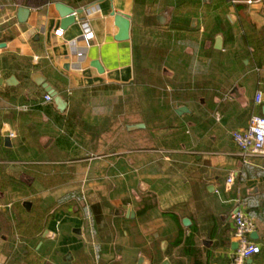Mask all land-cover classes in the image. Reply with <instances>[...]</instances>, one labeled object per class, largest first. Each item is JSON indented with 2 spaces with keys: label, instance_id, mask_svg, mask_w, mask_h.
Wrapping results in <instances>:
<instances>
[{
  "label": "crops",
  "instance_id": "0c3cea01",
  "mask_svg": "<svg viewBox=\"0 0 264 264\" xmlns=\"http://www.w3.org/2000/svg\"><path fill=\"white\" fill-rule=\"evenodd\" d=\"M245 1L0 0V79L16 78L0 83V264H231L238 210L257 225L251 239L261 252L251 264H264V158L245 163L232 140L253 116H264V103L255 102L264 92V4ZM59 2L82 9L66 28ZM20 7L29 13L19 16ZM115 12L132 16L129 39L116 38ZM82 17L95 33L89 46ZM149 48L162 82L171 84L156 96L136 83L152 61ZM38 76L67 102L64 112L44 101ZM134 87L141 88L137 102ZM132 124L146 127L127 131ZM43 165L40 191L59 187L60 198L90 178L109 180L89 184L102 201L91 205L86 231H63V247L78 240L65 254L53 246L57 195L41 199L50 216L41 235L31 203L22 205L27 215L6 204L5 191L35 190L34 175L23 170ZM55 176L63 180L50 182ZM73 209L80 221V208Z\"/></svg>",
  "mask_w": 264,
  "mask_h": 264
},
{
  "label": "rangeland",
  "instance_id": "374dc122",
  "mask_svg": "<svg viewBox=\"0 0 264 264\" xmlns=\"http://www.w3.org/2000/svg\"><path fill=\"white\" fill-rule=\"evenodd\" d=\"M149 49H150L149 50L150 59L152 61L149 63V67L145 68L146 71H142L141 69L138 71L139 75H137L136 83L138 85H140V84L150 85V87L155 90L153 93L156 96V94H157L156 88H159L160 91H163L164 88H167L169 86L171 87V84H168L167 82H169V81H166V83L169 85L168 86L167 84L162 82V80H163V77L161 74L162 73V71H161L162 66H160L158 63L157 52H156L155 48H149ZM142 73H144V74L150 73V75L144 77ZM116 95L118 98L117 102H119V100H120V103H123L126 96L124 94H121V93H117ZM139 95H141V88L140 87H134L132 89V100H133V102H137ZM143 95L144 96L148 95V98H150V96H152L150 94L149 90L144 92ZM128 96H130V95H128ZM171 98H172V95H171ZM137 111L138 110L134 109V112H137ZM116 123L120 124L118 119L116 120ZM122 123L123 122H121V124ZM55 161H64V160L58 159ZM31 167L32 166L28 167V169L25 170L27 172V173H25V175L28 176V174L31 175L35 172L34 169ZM56 167L60 168V166H56ZM29 168H31V169H29ZM36 172H38V170H36ZM104 177H102V179H100V180L99 179H93L94 177L92 179L90 178L89 183L87 185H86V183L85 184L83 183L84 185L82 184V186L78 185L77 187H75V190H72L71 192L63 194V197L61 196V198H60V195L62 194L63 190H60L59 187L53 188L52 190H47L46 192H42V191L34 192V190L28 189L27 186L25 187V185L23 184L24 186L16 187L14 190L5 191V195H6V198L8 200L6 202V204L11 203V204H13V206H17V208L21 211V214L27 215L26 211L22 207L24 202L31 203L32 209L36 210L35 207L38 206V208H39V206L41 204V199H47V200L50 198L53 199L54 196L57 195L55 197V198H57V206H58L57 209L59 212L60 211L61 212L55 218H58V222H60L61 225H59V228H58L59 235L53 239V246L58 247L59 250L61 251V254H65V253H68L70 250H73V246H75V245H73L72 243L74 241L78 242V240L72 239V240H70V246H64L63 247V243H62L63 239H64L63 231L66 232L68 230V228H71L74 225L82 226V228H84L85 231L88 229V226H89V224H91V221H92V215L89 212L90 207L92 204L97 203L99 201H102L100 194L97 191H94L93 190L94 187L92 185L89 186V184L98 183V182L103 183V182L109 181V180L105 179ZM27 178L28 177H26V176L23 177L24 181L27 182ZM67 202H68V204H71L73 207L76 205L77 207L80 208L79 216H78V217H80L79 218L80 221H74V220H77V218L74 217L76 212H74L73 207H70V209H68V210H64L63 207L60 206L61 204H66ZM3 206H4V204H3ZM4 208L5 207H3V210H5ZM15 208L16 207H13V211L15 210ZM9 209L10 208H8L7 210H9ZM65 220H67V221L73 220L74 223L68 222L67 225H65V224H63L65 222ZM18 233H20V232H18ZM69 237H72V236H69ZM9 241H10V243L14 242V237L12 234H9ZM48 260L50 262H55L54 261L55 256L50 257ZM10 263L11 264H19V262H17V261L14 262L13 260H10Z\"/></svg>",
  "mask_w": 264,
  "mask_h": 264
},
{
  "label": "built area",
  "instance_id": "2783aa9c",
  "mask_svg": "<svg viewBox=\"0 0 264 264\" xmlns=\"http://www.w3.org/2000/svg\"><path fill=\"white\" fill-rule=\"evenodd\" d=\"M245 2L249 5L255 3L264 4V0H246ZM79 21L83 28L84 42L89 46L95 37V33L86 17L80 18ZM57 33L62 35L63 31L59 29ZM44 101L46 103H53V96L46 93ZM255 102L257 105L264 103V92L262 90L256 93ZM232 140L245 163H249L256 158H264V116H253L247 128L236 130L232 133ZM234 180L235 174H231L227 180V184L231 186ZM232 219L238 249L232 258L231 264H248L249 260L261 252V247L251 239V235L257 230L256 222L241 210L234 212Z\"/></svg>",
  "mask_w": 264,
  "mask_h": 264
},
{
  "label": "water",
  "instance_id": "95a60500",
  "mask_svg": "<svg viewBox=\"0 0 264 264\" xmlns=\"http://www.w3.org/2000/svg\"><path fill=\"white\" fill-rule=\"evenodd\" d=\"M57 8L61 14L62 17V27L66 28L68 25L74 23L76 21V14L77 13H82V9L75 10L73 7L68 6L62 2L57 3ZM29 13V8L27 7H20L19 9V16L25 14L27 15ZM115 23L119 28V32L117 34V39L119 40H126L130 38V29H131V19L132 16L122 13V12H115ZM220 41V40H219ZM100 71H103L102 67L97 61H94L93 63ZM13 80H16L15 77H11L9 81H3V79H0V83H13ZM38 84L42 85L43 88L46 90L48 94L53 96L54 103L57 107V109L60 112H64L68 106L67 102L62 98V96L59 94V92L54 89L46 80L43 76H38L37 80ZM182 111H184V108L179 109L177 112L180 114ZM263 114H264V108H263ZM146 126L144 124H132L127 126V131H135V130H140L144 129ZM10 134L9 131L5 132V145L6 147H11V139H10ZM188 220H184V224L187 226L188 225ZM251 238L254 240L258 239V233L255 232L251 235ZM238 248V244H237ZM252 260L248 261V264H251Z\"/></svg>",
  "mask_w": 264,
  "mask_h": 264
},
{
  "label": "trees",
  "instance_id": "16d2710c",
  "mask_svg": "<svg viewBox=\"0 0 264 264\" xmlns=\"http://www.w3.org/2000/svg\"><path fill=\"white\" fill-rule=\"evenodd\" d=\"M40 161H43V160H40ZM36 168H37L36 170H38V172L37 173L35 172L34 174H32V176L34 175L33 177L35 179V182H37L35 184L36 187H35L34 192L40 191L44 187V184L46 182V176H47V169L46 168H49V166L48 167H46L44 165L43 166H36ZM23 172L27 173L24 170H23ZM25 173H23V174H25ZM60 180L62 181L63 178L60 176H55V177L51 178L50 182H53V183L54 182H60ZM53 183H51V184H53ZM23 208L28 213V209L25 207H23ZM33 210L34 209L30 210V212L33 213L32 216L34 217V218L32 217L31 223L34 224L33 227H34L35 232L37 234L41 235V234H43L44 228L46 227V225L48 223V219L50 216H48L49 214L47 211L45 212L44 210H41L40 206H39V208L37 206L36 210H34V211ZM24 223L27 224L28 222L27 221L22 222V224H24Z\"/></svg>",
  "mask_w": 264,
  "mask_h": 264
}]
</instances>
